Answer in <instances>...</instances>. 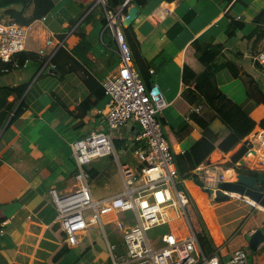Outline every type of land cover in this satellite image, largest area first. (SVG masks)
Masks as SVG:
<instances>
[{"label":"crops","instance_id":"crops-1","mask_svg":"<svg viewBox=\"0 0 264 264\" xmlns=\"http://www.w3.org/2000/svg\"><path fill=\"white\" fill-rule=\"evenodd\" d=\"M23 1L0 0V19L10 20L5 10L20 7ZM53 1L54 8L45 18L29 24L32 33L24 52L35 55L0 75V264L76 263L71 255L76 246L61 237L64 231L51 193L53 187L65 194L77 186L79 167L71 147L74 140L95 131L111 132L113 137L115 153L95 157L84 165L90 187L93 179L111 177L115 169L121 174L120 163H131L140 169L143 163L136 150L148 149L147 142L138 138L142 129L138 121L110 131L101 111L108 101L107 95L98 98L103 80L115 74L120 65L112 30L107 24L100 30L93 22L86 24L90 43L77 51L80 36L75 28L96 0ZM246 1L243 6L236 0L227 5L218 0H148L146 6H139L140 13L132 23L141 43L144 67L150 63L144 72L151 79V86L157 84L163 93L159 102L164 106L161 120L172 150L189 151L195 164L191 175L183 179L184 187L179 188L189 196L188 213L192 200L214 238L221 260H226L233 249L249 246L246 237L260 227V216L243 200L214 201L210 190L216 188V178L205 183L201 174L205 169L217 170L220 181H234L240 173L263 172L264 150L259 152L262 156L254 157L247 153V147L255 133L264 128L257 125L242 140L229 135L220 144L215 143L204 127L189 117L197 111V105L183 95L194 86L190 73L184 78V68L188 64L189 72L201 69L191 43L205 31L207 41H227L236 30L232 17L246 23L242 33L251 30L253 18L264 8V0ZM31 10L32 6L27 14ZM123 13L125 17L127 9ZM48 39L52 42L48 43ZM255 39L256 36H234L228 40L227 55L242 52L237 62L240 76L234 77L228 68H222L216 74V82L259 122L264 117V102L255 89L258 84L264 91V76L251 65L250 55L264 46V37ZM60 46L65 48L64 68L72 65L64 79L55 76L51 67V58ZM68 55H73L74 60ZM85 98L89 101L83 107ZM198 105L204 107L202 111L208 117H213L212 109ZM18 109L22 110L20 114H16ZM213 120L220 132L222 125L218 119ZM261 189L264 190V183ZM260 210L264 212V207ZM129 214L126 211L123 217L112 213L114 219L120 217L131 223ZM84 235L86 232L80 235L77 246ZM90 251L97 264V253ZM250 264H264V252L255 254Z\"/></svg>","mask_w":264,"mask_h":264},{"label":"built area","instance_id":"built-area-1","mask_svg":"<svg viewBox=\"0 0 264 264\" xmlns=\"http://www.w3.org/2000/svg\"><path fill=\"white\" fill-rule=\"evenodd\" d=\"M96 3L102 4L106 10V27L114 34L120 64L115 74L103 80L108 101L101 111L110 131L129 121H138L142 128L138 138L147 142L148 149L136 150L143 163L140 169L131 163H120L125 185L121 192L97 199L84 165L95 157L116 152L111 132L95 131L71 143L79 167L77 186L65 194L59 193L55 187L51 189L58 209V222L66 234L67 243L77 246L80 235L91 225L99 224L106 238L109 264H248L244 248L233 249L226 260H221L217 253L207 255L204 252L187 210L189 196L177 187L179 170L161 120L164 106L159 102L163 100V93L157 84L148 87L144 82L121 29L122 14L131 0H125L118 11L108 10L107 0H96ZM31 33L30 25L0 19V74L20 66L15 55L26 48ZM47 42L52 41L48 39ZM250 59L251 65L264 76V46L250 55ZM12 61V67L6 65ZM201 108V105L195 106L197 111ZM262 150L264 129L258 130L248 142L247 153L257 157ZM201 178L205 183L213 178H216L215 184L221 182L217 170L205 169ZM229 195L231 199L243 200L257 210L262 208L247 195L235 192ZM173 210L178 211L174 213ZM126 211H133L137 223L131 224L116 217L114 224L122 237L119 242H111L102 214L119 216Z\"/></svg>","mask_w":264,"mask_h":264},{"label":"trees","instance_id":"trees-1","mask_svg":"<svg viewBox=\"0 0 264 264\" xmlns=\"http://www.w3.org/2000/svg\"><path fill=\"white\" fill-rule=\"evenodd\" d=\"M124 1L125 0H107V9L118 11L120 5ZM218 1L227 5L234 0ZM236 1V3H240L243 6L247 4L246 0ZM147 3L148 0H131V4H138L141 8L146 6ZM31 6V13L27 14ZM52 8H54L53 0H24L21 3L20 7L7 8L5 10V14L8 15L9 19L12 21H15L22 25H29L34 20L42 18L43 16L48 14L52 10ZM85 9L86 7L81 10V14L85 11ZM77 19L78 17L74 18L72 22L76 23ZM232 19L236 25V30L230 33L229 39L234 36H237L241 39H252L254 36H256L255 41H258L262 37H264V8L253 18V27H251V30L247 34L242 33V30L246 28V23L234 17H232ZM107 21L106 10L102 4L96 3L91 9H89L83 19L77 24L75 28L76 30H78L80 36V46L77 47V51L80 48L88 46L90 43L89 38L86 37L87 33L85 31V25L93 22V24L95 25L94 27L100 30L102 26L107 24ZM120 25L122 32L124 33V36L130 46L134 64L140 72L146 85L150 87L152 83L151 79L148 78L146 72H144L149 68L150 63H148L146 67H144L143 65L145 58L142 54L141 43L137 37L136 31L134 30V26L133 24H131L130 26H124L122 21H120ZM206 32L207 31L202 33V35H200L198 38H195L191 43V45L195 47V50L197 52V61L201 65V69L196 72H189L188 64L185 65L184 78L186 79L190 73V77L194 82V86L188 87L184 91L183 95L190 103L196 105L203 104V106H208L214 111V115L211 118L208 117L207 113L202 111L204 108L202 107L200 111H193L189 115V117L201 124L204 127L206 134L217 144H220L221 142L226 140L229 135H234L237 139L242 140L246 138V136H248L257 125H260L262 128H264V117L259 122H257L238 102H236L221 88H219L216 82V74L222 68H228L234 77L240 76V68L237 62L239 61L242 52L236 51V55L233 54L234 56L227 55L225 53V50L228 45L229 39L227 41H207L205 38ZM24 50L15 55V59L19 62V64H23L26 60L29 61L35 55L24 52ZM64 53L65 48L63 46H60L51 58V67L53 68L52 70L54 71V75L59 79H64L65 74L72 68V65H70L69 68H64ZM68 56L69 58L74 60L73 55ZM43 60L41 61V63H43ZM6 65L12 67L13 61L6 63ZM156 67L158 66L156 65ZM247 76L249 77L250 81H253L254 78L251 76V74H247ZM256 85L257 86L255 90L262 94V101L264 102V91L258 84ZM105 95L107 94L102 84L101 90L98 94V98L101 99ZM88 101L89 98H85L81 102L82 106L84 107L85 104L88 103ZM60 104L64 106L61 101ZM21 111V109H18L16 111V114H20ZM5 115L7 116L8 114ZM213 119H218L219 125H222V130L220 132H218L219 129H217L219 127L213 126ZM174 158L177 162L179 170V181L177 182V185L178 188H183V179L191 175L193 169L195 168V164L189 151L174 153ZM1 163L2 162L0 160V164ZM191 204L197 217V221L200 224V226H196L195 222L192 220L193 227L202 244L204 252L207 255H210L212 253L218 254L219 251L217 250V245L210 230L205 224L199 209L195 206L192 200ZM248 205L253 210L259 213L260 227L264 230V212H262L261 210H256L250 204ZM206 217L208 218L209 223L212 224L210 217L208 215ZM65 235V232H62V239H64L63 237H66ZM246 251L248 259H252L255 254H261L264 252V243H262L256 250H253L249 246H246Z\"/></svg>","mask_w":264,"mask_h":264},{"label":"rangeland","instance_id":"rangeland-1","mask_svg":"<svg viewBox=\"0 0 264 264\" xmlns=\"http://www.w3.org/2000/svg\"><path fill=\"white\" fill-rule=\"evenodd\" d=\"M123 19H124V13L122 14V22ZM116 146H117V150L119 151L120 148L118 147V144ZM122 160L123 158L121 157V161ZM124 187L125 185L123 182V178L119 173V169L118 170L115 169L111 177L106 178L103 176H99L91 181V190L93 192L94 197L97 199H102L106 196H109L110 194L122 191ZM177 211L178 210H173L174 213H177ZM181 211L183 212L182 209ZM129 212L131 213L129 214L131 223L136 224L137 219L133 215V211H129ZM189 215L191 217V220L195 222V225L200 226L192 206L191 207L189 206ZM102 221L109 240L111 242H119L122 236L119 234L114 224L115 222L114 216L112 214H102ZM236 240H238V238H236ZM90 249L93 252L97 253V259H96L97 264H109L111 262L107 250L106 238L99 224L91 225L90 229L86 231V235H84L82 239V243L79 246H76L75 249L71 251L72 258L76 259L75 260L76 263L74 264H95ZM251 261L252 259L251 260L249 259L248 264H250Z\"/></svg>","mask_w":264,"mask_h":264},{"label":"water","instance_id":"water-1","mask_svg":"<svg viewBox=\"0 0 264 264\" xmlns=\"http://www.w3.org/2000/svg\"><path fill=\"white\" fill-rule=\"evenodd\" d=\"M140 13L138 4H132L128 7L127 13L123 19L124 26H130ZM264 183V173L259 172L257 175L240 173L234 181H221L216 184L215 189H211L214 201H223L230 199L229 192H237L242 195H247L256 204L264 207V190L261 189V184ZM249 247L256 250L264 243V230L258 227L253 232L247 235Z\"/></svg>","mask_w":264,"mask_h":264},{"label":"clouds","instance_id":"clouds-1","mask_svg":"<svg viewBox=\"0 0 264 264\" xmlns=\"http://www.w3.org/2000/svg\"><path fill=\"white\" fill-rule=\"evenodd\" d=\"M230 193V192H229Z\"/></svg>","mask_w":264,"mask_h":264}]
</instances>
